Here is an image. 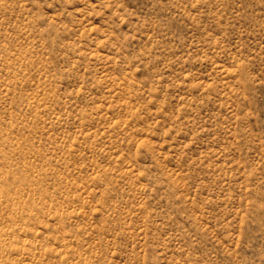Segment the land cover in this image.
Segmentation results:
<instances>
[{"label":"rangeland","instance_id":"obj_1","mask_svg":"<svg viewBox=\"0 0 264 264\" xmlns=\"http://www.w3.org/2000/svg\"><path fill=\"white\" fill-rule=\"evenodd\" d=\"M0 264H264V0H0Z\"/></svg>","mask_w":264,"mask_h":264}]
</instances>
